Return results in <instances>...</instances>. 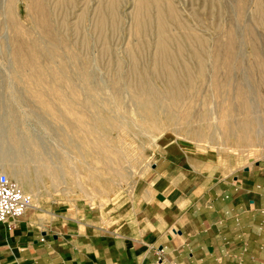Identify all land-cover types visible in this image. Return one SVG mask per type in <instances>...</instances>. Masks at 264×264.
Returning a JSON list of instances; mask_svg holds the SVG:
<instances>
[{"label":"rangeland","instance_id":"374dc122","mask_svg":"<svg viewBox=\"0 0 264 264\" xmlns=\"http://www.w3.org/2000/svg\"><path fill=\"white\" fill-rule=\"evenodd\" d=\"M32 1L0 0V51L9 48L0 52V115L11 114L6 127L30 132L35 143L22 148L25 161L9 157L41 190L47 211H30L29 226L80 237L114 229L133 215V196L145 192L165 139L183 142L197 180L262 164L264 133L255 147L228 133L255 114L264 120V0ZM17 43L37 66L5 70L23 63L2 55ZM146 83L177 98L165 99L151 137L153 125L140 128L134 114ZM52 175L63 177L53 183Z\"/></svg>","mask_w":264,"mask_h":264},{"label":"crops","instance_id":"0c3cea01","mask_svg":"<svg viewBox=\"0 0 264 264\" xmlns=\"http://www.w3.org/2000/svg\"><path fill=\"white\" fill-rule=\"evenodd\" d=\"M187 159L165 139L138 210L104 235L0 224V264H264V161L208 181Z\"/></svg>","mask_w":264,"mask_h":264},{"label":"bare ground","instance_id":"6f19581e","mask_svg":"<svg viewBox=\"0 0 264 264\" xmlns=\"http://www.w3.org/2000/svg\"><path fill=\"white\" fill-rule=\"evenodd\" d=\"M5 2V0H2ZM30 1V6L33 4L32 0H28ZM112 2V1H111ZM4 4V3H3ZM113 4V3H112ZM3 10V8H2ZM4 16V14H3ZM4 18V17H3ZM98 22H100V18H99V14H98ZM5 25V24H4ZM5 36H7L5 34ZM4 38V35H3ZM19 38V36H18ZM6 42H7V38L5 37ZM24 42L27 41V43L29 44V47L26 50H32L33 48L30 46L31 42L25 38L23 36V38H21ZM34 43H36V49L35 50H39V51H45L43 47H41L40 45H37L38 40H32ZM26 43V44H27ZM18 45H16L14 50H11V53L8 54L6 52V54H2L6 56H10L13 58L14 62H18L17 60H21L20 57L23 56V63L18 62V66L12 64L11 62H8V65L5 66V70H9V69H13V68H21V66H26V67H32L34 64L36 65L35 62V56L34 54H25V55H20L21 52V46L19 43H17ZM25 43L22 45H26ZM7 45V44H6ZM4 45L3 49L1 51H8L9 48ZM9 46V44H8ZM39 48V49H38ZM1 49V47H0ZM0 51V52H1ZM2 53V52H1ZM43 56H48L49 59L51 58L49 55H43ZM7 61H9V59L7 58ZM32 62V64H31ZM34 62V63H33ZM92 64V63H91ZM93 65V64H92ZM37 66V65H36ZM1 70V69H0ZM99 71V70H98ZM100 75V74H99ZM172 79V77H171ZM102 81V80H101ZM95 83V82H94ZM171 83V82H170ZM173 83V82H172ZM104 85V84H103ZM100 88V86H99ZM146 88V90H143V88H139L138 89V97L142 98V102L139 103H135L136 108L134 111V114L141 117L140 122L137 124L140 128H142L144 126V124H152L153 127L148 131L150 133L149 137H151V135L156 134L158 132V130H160L158 128V126H154L157 125L159 119L157 116H160L163 114V105L165 102V99H168L170 101H174L177 100L176 96H174L173 94L167 96V97H160L159 94L155 93L152 88L150 87V84L146 83V86L144 87ZM3 108V106H2ZM97 108V113H99L100 111H103L102 106L101 107H96ZM255 113V112H254ZM257 113V112H256ZM12 115L9 113H2L0 115V173L6 175L8 178L13 179L15 181V183L17 184V186L19 187V189L21 190V192H23L24 194L28 195L31 198V206L30 208L26 211V214L24 216V218H28L29 212L30 211H42V212H47L45 211L41 206H39V199L41 198V190L36 187V183L35 182H31L28 180L27 176L23 173V170L20 169V165L14 164L11 165V163H14V160L10 159L9 155L11 154H17V159L18 160H23L24 159H28L27 156L24 155V153L22 152L23 149L22 148H27L30 147L32 145H35V143L32 141V134H30V132H28L27 134L24 135V137H21L18 135V133L15 131V127L13 126L12 128H10L9 126L6 127V123H8V120L10 119ZM260 116V115H258ZM258 116L255 117L252 116V122H250V124L248 123H244L241 122L240 124L235 125V127L233 126L231 129V132L228 133V137L229 138H234L235 137V133L237 134L240 133V135L242 136V138L244 139L245 137L247 138L246 140H244V144H247L248 147H250V145L252 144V146L257 145L256 144V139L258 137L263 136L264 133V124L262 123L263 121H260ZM100 120V127L102 130V134L98 137L97 142L98 143H102L105 140V131L103 129V126L105 125L107 121L106 117H103ZM115 124H112V126H114ZM133 127V123L130 124ZM257 127V129L253 130V127ZM129 129V128H128ZM91 131H93V129H90ZM229 132V131H228ZM34 139V138H33ZM11 140L12 141V145L14 147V152L13 150L9 149L8 147V141ZM8 144V145H7ZM255 147V146H254ZM26 151V150H25ZM26 153V152H25ZM38 160H42L40 158V156H38ZM41 170H46V168L41 165L40 166ZM26 170V169H25ZM27 171V170H26ZM28 172V171H27ZM54 181L53 183H57L59 179H61L63 176L61 175H52L51 176ZM111 185V184H110ZM113 186V185H112ZM108 188V187H107ZM112 188V187H110ZM59 192L62 194H67V189H59ZM49 215L51 216V220H55L57 219L56 217V213L54 212H48ZM34 220H40V218H38L37 216H34L33 218ZM42 219V218H41ZM32 222V221H31Z\"/></svg>","mask_w":264,"mask_h":264},{"label":"built area","instance_id":"2783aa9c","mask_svg":"<svg viewBox=\"0 0 264 264\" xmlns=\"http://www.w3.org/2000/svg\"><path fill=\"white\" fill-rule=\"evenodd\" d=\"M31 206V198L0 173V224L11 231ZM159 253V252H158Z\"/></svg>","mask_w":264,"mask_h":264}]
</instances>
